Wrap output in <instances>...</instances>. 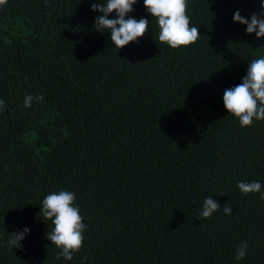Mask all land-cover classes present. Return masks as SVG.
Returning a JSON list of instances; mask_svg holds the SVG:
<instances>
[{
  "label": "trees",
  "instance_id": "1",
  "mask_svg": "<svg viewBox=\"0 0 264 264\" xmlns=\"http://www.w3.org/2000/svg\"><path fill=\"white\" fill-rule=\"evenodd\" d=\"M98 2L0 7V264H264V199L237 187L264 186V121L242 128L223 106L264 56V37L232 19L261 0H188L200 38L177 49L137 0L125 18L148 19L147 33L119 50L97 31ZM60 190L75 193L87 226L71 261L58 258L40 212ZM209 196L221 208L205 219Z\"/></svg>",
  "mask_w": 264,
  "mask_h": 264
},
{
  "label": "clouds",
  "instance_id": "2",
  "mask_svg": "<svg viewBox=\"0 0 264 264\" xmlns=\"http://www.w3.org/2000/svg\"><path fill=\"white\" fill-rule=\"evenodd\" d=\"M47 2V0H46ZM137 0H106V3H92L93 11L103 13L95 18L97 31L110 32V40L118 50L127 46L130 42H139L148 30L149 20L141 18H125L131 13ZM7 0H0V7L5 6ZM143 5L151 18L156 19L159 34L158 40L171 49L190 47L200 38L198 27L191 25L187 13L188 0H143ZM115 12L116 18H108ZM233 22L246 26V33H255L259 39L264 37V0H261V10L253 13L250 18L241 16L236 10L233 14ZM103 30V31H101ZM44 96L25 95V108L32 106L33 102L43 101ZM223 106L228 114L238 118L240 126L250 127L253 121H264V56L254 59L248 64L247 73L242 82L234 87L226 89L223 93ZM6 103L0 99V112L6 111ZM238 189L242 194L259 193L260 199H264L262 184L258 181L238 182ZM75 193L60 190L47 194L42 200L40 212L53 224L52 231L46 238L60 251L58 258L63 257L67 261L73 259V254L83 247L84 231L86 224L80 209L75 204ZM221 205L211 196L204 199L200 216L207 219L220 210ZM225 215H231L230 205L223 206ZM30 230L24 228L22 233L14 232L8 240V244L14 248H21L19 243ZM247 254V241L241 242L236 250V260L243 259Z\"/></svg>",
  "mask_w": 264,
  "mask_h": 264
}]
</instances>
